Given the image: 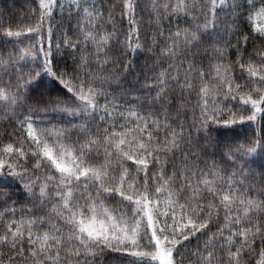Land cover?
<instances>
[{"label": "snow or ice", "instance_id": "snow-or-ice-1", "mask_svg": "<svg viewBox=\"0 0 264 264\" xmlns=\"http://www.w3.org/2000/svg\"><path fill=\"white\" fill-rule=\"evenodd\" d=\"M0 264H264V0H0Z\"/></svg>", "mask_w": 264, "mask_h": 264}, {"label": "trees", "instance_id": "trees-1", "mask_svg": "<svg viewBox=\"0 0 264 264\" xmlns=\"http://www.w3.org/2000/svg\"><path fill=\"white\" fill-rule=\"evenodd\" d=\"M23 5V0H17V8H21Z\"/></svg>", "mask_w": 264, "mask_h": 264}]
</instances>
